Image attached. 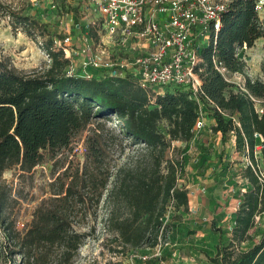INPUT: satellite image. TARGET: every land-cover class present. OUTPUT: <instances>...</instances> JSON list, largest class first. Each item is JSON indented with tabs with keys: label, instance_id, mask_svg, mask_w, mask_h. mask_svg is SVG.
Returning <instances> with one entry per match:
<instances>
[{
	"label": "trees",
	"instance_id": "obj_1",
	"mask_svg": "<svg viewBox=\"0 0 264 264\" xmlns=\"http://www.w3.org/2000/svg\"><path fill=\"white\" fill-rule=\"evenodd\" d=\"M257 3H226L221 28L212 33L216 43L199 51L203 94L198 102L191 91L144 89L130 74L115 78L96 70L85 73L80 66L71 72L65 50L55 43L65 44L66 39L31 15L8 10L0 0V12L12 18L15 28L22 26L29 38L41 37L51 60L48 69L26 72L0 54V264H73L94 231L92 220L114 176L111 158L124 152L129 142L149 149L153 166L150 171L126 173L108 196L113 205L108 228L117 233L115 241L132 251L153 248L164 227L173 240L195 245L194 236L174 223L165 225V216L170 206L175 211L189 209V191L181 181L191 142L198 136L200 103L214 121V133L221 135L222 160L227 153L238 154L245 162L247 183L234 195L239 208L232 214L231 232L213 223L214 244L202 253L209 264H264V225L256 221L264 219V112L259 114L256 108H264V77L247 78L242 92L216 71L212 61L215 56L229 72H246L248 66L236 51L264 39ZM74 16L76 26L83 29ZM89 33L99 40L94 27ZM162 124L167 135L160 129ZM82 137L84 161H69L70 147ZM174 142L186 144L183 158L167 163L163 173L164 154ZM50 162L49 196L20 230L21 202L29 196L23 188L8 184L4 174L15 171L19 181L33 183L35 169ZM121 208L128 210L127 217L118 214ZM166 250L170 259L175 250Z\"/></svg>",
	"mask_w": 264,
	"mask_h": 264
},
{
	"label": "rangeland",
	"instance_id": "obj_2",
	"mask_svg": "<svg viewBox=\"0 0 264 264\" xmlns=\"http://www.w3.org/2000/svg\"><path fill=\"white\" fill-rule=\"evenodd\" d=\"M212 1L227 3L229 0ZM1 2L8 10L10 9L20 15H31L41 23L48 24L54 32L66 39L65 44L59 41L55 42L59 48L79 49L86 39L89 43H97L90 36L89 30L84 26L81 29L75 23L74 13L80 18L81 25L93 22L98 24L97 17L93 12L87 10V7H90L89 0H1ZM257 2L258 15L264 27V0H257ZM94 29L98 33V28L94 27ZM43 45L44 40L41 37H37L35 40L29 38L23 32L22 26L15 28L12 24V18L4 14V12H0V54L9 57L18 69L26 72L48 69L51 65V60ZM64 52L66 56V51ZM121 56L124 57L126 54H122ZM238 57L246 62L248 66L247 72L252 76L253 80L263 79V38L256 41L252 48L245 49L243 47ZM72 60L73 65H75L80 63L81 57L79 55L72 56ZM71 65L68 68L70 71ZM205 118V127L198 131L197 138L195 137L191 142L190 151L186 157L185 178L181 181L189 191V209L173 210V213L166 220L168 221L167 223H174L176 227L182 228L183 232H188L192 237L195 236V221L199 222L202 226H206V228L207 226L210 228L216 222V227H221L231 232L233 223L231 218H227L226 213L228 212L230 203H233L235 200L234 195L244 185V173L242 171V164L245 163L243 162L244 160L239 158L238 154L235 153H227L226 158L222 160L221 152L224 147L221 144V135L214 133L212 126L214 121L206 112ZM116 129L119 131L118 128ZM160 129L167 135L166 124H162ZM84 140L85 137H82L72 144L68 151L70 155L69 161L74 163H82L84 161ZM185 145V143L179 142L172 143V148L167 150V152H170V156H167V152L164 154V163L161 167L163 173L166 171L165 165L167 163H175L176 160H182ZM257 156L258 153L256 151V158ZM111 159H113L111 165L114 176L109 183L108 190L104 195L96 216L92 220L91 225L94 227V231L82 244L73 264H107L110 261L117 263L125 260L129 252L132 251L129 246L125 247L120 241H115V238L118 237L117 233L108 228L110 214L113 209L108 196L118 185L119 178H123L126 173L150 171L153 166V156L145 146H134L129 142L124 152H119ZM214 167L217 171L213 175H210L208 169ZM15 173V171L6 172L4 179L11 186L23 188L25 194L27 193L29 196L28 200L22 201L20 206L18 228L22 230L32 220V214L36 206L42 199L49 196L47 185L53 180V164L50 162L37 167L34 171L33 183H29L28 179L19 181ZM216 175L218 178H216ZM198 187H206L207 189L206 192H201L195 197ZM232 196L234 199H232ZM218 198L221 199L219 201L226 202L225 205H229L228 208H220L218 210L217 208L222 206L221 203H216ZM198 199L199 201H197ZM211 199H215V203ZM200 201L203 202L201 203ZM195 205L201 207L199 214H193L190 211L191 209H195ZM118 214L121 217H127L128 210L121 208ZM197 215L199 217L196 218ZM204 218L207 220L205 221ZM256 221H259L258 225H264V219L256 218ZM177 243L181 245V242ZM191 243L189 242L190 245ZM190 245L174 247V249L168 248L167 250L177 249V251H182L185 249L188 252L190 249H195V245ZM114 250L124 253H113ZM164 255L165 257L167 256L164 260L168 261L171 259H168V252L164 253ZM181 255L185 257L192 256L186 252ZM175 264H178L177 261Z\"/></svg>",
	"mask_w": 264,
	"mask_h": 264
},
{
	"label": "built area",
	"instance_id": "obj_3",
	"mask_svg": "<svg viewBox=\"0 0 264 264\" xmlns=\"http://www.w3.org/2000/svg\"><path fill=\"white\" fill-rule=\"evenodd\" d=\"M89 3L87 10L97 17L98 24L84 23L83 26L87 30L98 28L99 40L92 44L86 39L79 49H64L66 58L72 63L71 72L80 66L85 73L96 70L115 78L130 74L144 89L191 91L200 102L199 97L203 94V70L200 66L203 60L199 51L212 41L216 43L212 33L221 28V14L226 3L212 0H89ZM244 48L247 49L246 46ZM241 49H237V57ZM122 54L126 56L122 57ZM77 55L81 57L80 63L73 65L72 56ZM212 61L216 71L228 83L246 92L247 78L253 80L248 69L245 73H231L217 57L213 56ZM259 106H256L257 112L262 114L264 108ZM205 121V110L200 103L196 134L205 127ZM246 163L253 167L251 161ZM173 210L170 206L165 225ZM190 211L197 214L196 209ZM179 246L172 239L171 231L163 227L157 246L131 251L119 263L155 260L158 264H175L177 249L168 261L163 255L166 249Z\"/></svg>",
	"mask_w": 264,
	"mask_h": 264
},
{
	"label": "crops",
	"instance_id": "obj_4",
	"mask_svg": "<svg viewBox=\"0 0 264 264\" xmlns=\"http://www.w3.org/2000/svg\"><path fill=\"white\" fill-rule=\"evenodd\" d=\"M235 144L232 143L231 144V148H234ZM210 172V175H213L217 169L214 167L212 169H208ZM216 178H218L216 176ZM218 180V179H217ZM243 188L240 189V190H243L247 183L246 181L244 180L243 182ZM206 187H198L196 192H195V197L197 196V194L201 193V192H206ZM210 193H211V190H210ZM213 193V191H212ZM214 194V193H213ZM237 194V193H236ZM214 198V197H213ZM232 199L233 196H232ZM214 203H215V199H211ZM221 200L220 198H218V200L216 201L217 204L221 203V205L223 206H220L218 207L217 209L219 210L220 208H228L229 205H225L226 202H222V201H219ZM199 201V199L197 200ZM201 203L203 201H200ZM198 204V203H197ZM239 206H238V203H237V199H235L233 201V203H230V207L229 209L227 210L228 212L226 213V216L227 218H231L232 217V214L235 213L237 210H238ZM195 209L197 211V213L199 214V212H201V207H199V205H195ZM199 217V215L196 216V218ZM205 220H207L206 218H204ZM208 223V222H207ZM195 230H196V234L194 236L195 238V249H190V251H185L182 250V251H177L176 250V261L178 264H209V261H208V258L202 253V249H204V247L206 246H213L214 244V236H213V233L211 231V229L209 228V226H202L199 222H195ZM198 242V243H196ZM184 245H190L188 243H185V244H181L180 246H184ZM190 246H193V245H190ZM186 253H189L191 254L192 256L191 257H185V256H182L181 254H185Z\"/></svg>",
	"mask_w": 264,
	"mask_h": 264
}]
</instances>
